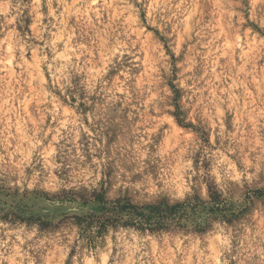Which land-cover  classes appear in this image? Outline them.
Returning a JSON list of instances; mask_svg holds the SVG:
<instances>
[{"label": "rangeland", "instance_id": "374dc122", "mask_svg": "<svg viewBox=\"0 0 264 264\" xmlns=\"http://www.w3.org/2000/svg\"><path fill=\"white\" fill-rule=\"evenodd\" d=\"M0 264H264V0H0Z\"/></svg>", "mask_w": 264, "mask_h": 264}, {"label": "trees", "instance_id": "16d2710c", "mask_svg": "<svg viewBox=\"0 0 264 264\" xmlns=\"http://www.w3.org/2000/svg\"><path fill=\"white\" fill-rule=\"evenodd\" d=\"M219 198L220 197H216L215 195L212 194L210 202L214 205L213 207L216 210H218V208L221 207V201ZM122 203H123V200H117L110 204L111 209H109L107 206H105L104 209L107 212H112V213L119 211V210L121 211L127 210V209L135 210L137 211L136 216H138V218H141L140 220H144L146 224H149V222L152 220V214L154 213H156V215L158 214L160 215V213L175 215L178 213L179 210L186 207V204L184 205L180 203L173 205V206L161 204V205H156V206L149 205V206H143V207L131 205L129 202H126L124 205H122ZM146 212H148V214Z\"/></svg>", "mask_w": 264, "mask_h": 264}]
</instances>
